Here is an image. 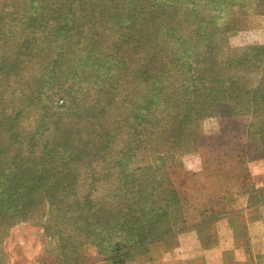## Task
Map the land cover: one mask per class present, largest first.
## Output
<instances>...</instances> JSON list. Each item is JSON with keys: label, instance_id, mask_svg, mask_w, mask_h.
Returning a JSON list of instances; mask_svg holds the SVG:
<instances>
[{"label": "rangeland", "instance_id": "374dc122", "mask_svg": "<svg viewBox=\"0 0 264 264\" xmlns=\"http://www.w3.org/2000/svg\"><path fill=\"white\" fill-rule=\"evenodd\" d=\"M8 1L0 3L15 11L23 5ZM62 1H45L49 15ZM263 1L83 0L87 23L67 26L65 33L46 27V16L33 17L32 24L21 15L4 22V32L15 42L19 36L34 37L10 75H0V108L18 113L17 134L23 141L1 143L6 146L0 156L11 151L43 168L40 181L51 183L55 201L23 219L0 198V264H61L63 243L82 237L87 226L74 221L73 212L86 200L101 205L99 215L107 218L146 201L140 193L153 191L158 198L175 193L180 209L171 224L176 233L199 222L196 210L212 205L208 197L264 198V174L250 171L258 164L264 169L261 105L250 95L224 89L213 93L200 119L197 108L193 114L186 110L197 105L192 100L199 76L217 61L215 54L210 63L203 60L210 40L203 33L219 25L213 22L231 28L218 42V31L214 34V43L229 46L220 50L224 55L264 45ZM148 61L155 76L130 81L135 67ZM210 87L214 92L220 86ZM190 114L188 123L183 118ZM29 139L33 145L26 146ZM53 143L58 147L49 152L46 147ZM146 171L156 180L142 185L138 181ZM121 186L129 193L118 198ZM140 208L134 209L133 221ZM153 214L146 206L140 220ZM99 241H106L103 233L86 238L90 262L111 264L108 251L100 255Z\"/></svg>", "mask_w": 264, "mask_h": 264}, {"label": "trees", "instance_id": "16d2710c", "mask_svg": "<svg viewBox=\"0 0 264 264\" xmlns=\"http://www.w3.org/2000/svg\"><path fill=\"white\" fill-rule=\"evenodd\" d=\"M6 1L9 2L8 0ZM21 1L23 5L17 8V11L12 9V6H7L5 2L3 4L0 3V75H10V69L20 62L24 51H27L34 37L27 36L21 39V36H19L15 42L8 36L11 34L10 32H4L2 25L4 22L21 15L25 18L28 16L27 19L32 24L34 21L33 17L39 19L46 16L48 17L44 20L46 27H51L56 32H63L67 26L79 28L82 24L87 23L88 20V14L86 13L88 8H83L81 5L83 0H64L57 12L51 15H49V10L45 5L47 0ZM213 24L219 25L203 33V36L207 35L210 37L209 43L204 50L206 57L203 56V60L209 62V57L214 58L215 54L217 61L213 60L212 68L208 71L206 67L205 74L201 73L199 76L198 80H201V82L196 87H200L197 90L198 93L195 92L194 94V100H192L197 105H193L186 110L188 113L191 111L193 114V111L197 108V110H200V114L197 115L200 119V115L208 111L201 109L208 108L210 100L212 101L215 98L213 93L221 94L222 90L225 89L226 92H234L232 95L235 96H238V94L242 96L250 95L251 100L256 104H260L261 108H263L262 111H264V45L246 46L235 54H221L220 50L229 49V46L225 45L222 47L223 43L218 45L217 42L223 39L231 28L220 24V22H213ZM215 33L217 42L215 41L214 43ZM62 35L65 36V34ZM46 47H49L47 42ZM150 47L154 48V41L152 40H150ZM59 51H65L63 44L60 45ZM32 52L33 50L31 49ZM125 62L127 64L133 63L130 58H127ZM153 64L148 61L136 66L130 76V81L135 78L145 77L150 79L154 77L155 73H152ZM218 68L220 71H218ZM215 72L216 76L208 77ZM257 76L259 79L256 78ZM210 86L220 87H217L212 92V87ZM231 86H238L240 91L233 89ZM28 97L29 95H26V98ZM192 114L184 116L183 119H189L187 122L190 123L193 119ZM37 117H39V114H37ZM18 120H20V116L17 112L12 111L9 107L0 108V144L7 142L6 145H8L10 141H16L18 144L23 143L19 139L20 135L17 134L19 128ZM256 124L258 129L261 130L262 125H260V122L256 121ZM182 126L181 124L179 130ZM263 138L261 144H263L262 147L264 149ZM30 139L25 144L26 146L33 145V141ZM5 146H0V154L2 153L1 149ZM57 147L58 145L53 143L47 146L46 149L52 152ZM52 161L49 156V165ZM41 169L43 168L34 166L27 159H19L18 154L14 157L11 151L0 156V198L3 199V202H8V206L10 205L9 210L15 209L14 211L20 214L23 219L35 213V211L42 213V210L47 208V203L51 202V200L55 201L52 197L51 183L40 181L42 179ZM154 176V173L151 177L150 173L146 171L143 174V178L138 182L146 185L149 180H156ZM126 193H129L128 189L123 190V186H121L117 197L120 198L122 197L121 194L125 195ZM152 193L153 191L140 193L143 196L145 195L146 201L141 199L139 206L129 205L117 212L116 215L114 213L107 218L99 215L103 210L101 205L91 204L87 200L73 207V212L77 215L74 221H84L87 226L83 228L82 237L77 240H68L66 244L63 243L61 264H92L90 261L91 259L93 260V257L91 258L86 251V238L96 236L97 233H103L104 239H106L105 242H98L99 251L100 253L103 252L100 255L102 256L104 251H108L109 254H106V258L112 261L111 264H132L131 262L138 258H142L144 262L149 263L156 258L152 252L154 247L159 248V246H164L163 244L172 246L176 244L177 232H172L171 218L174 213L179 212L180 208L177 206L178 198L175 193L170 196H160V198L152 195ZM127 201L125 200L124 202L127 203ZM58 203H62L60 198ZM146 206H152L154 214L151 216L144 215V218L140 220V216L146 210ZM139 207H141L140 210L142 211L133 221L134 209ZM91 224L94 225L92 228ZM160 248L162 249L161 251L159 250L161 254L163 253V248Z\"/></svg>", "mask_w": 264, "mask_h": 264}, {"label": "crops", "instance_id": "0c3cea01", "mask_svg": "<svg viewBox=\"0 0 264 264\" xmlns=\"http://www.w3.org/2000/svg\"><path fill=\"white\" fill-rule=\"evenodd\" d=\"M263 170L262 164H258L250 171L262 176ZM208 198L212 205L196 210L199 222L177 232L176 244L154 247L156 258L152 262L138 258L131 263L264 264V198L253 200L250 195L231 200L225 195L222 200L220 196ZM244 231L248 234L242 236Z\"/></svg>", "mask_w": 264, "mask_h": 264}]
</instances>
